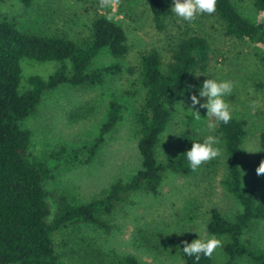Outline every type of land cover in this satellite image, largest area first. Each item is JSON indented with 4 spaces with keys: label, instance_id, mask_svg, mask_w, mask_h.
<instances>
[{
    "label": "rangeland",
    "instance_id": "374dc122",
    "mask_svg": "<svg viewBox=\"0 0 264 264\" xmlns=\"http://www.w3.org/2000/svg\"><path fill=\"white\" fill-rule=\"evenodd\" d=\"M232 3L243 17L252 22L258 20L251 0ZM172 6L173 0H164L166 30L157 31L142 0H119L107 9L99 7V0H31L29 7L18 0L0 3V19L13 21L24 33L65 35L80 41L88 36L96 16L111 15V21L126 35L128 53L119 61L123 67L121 74L106 78L100 86L62 85L47 91L34 113L20 123L21 128L30 132L29 159L46 161L48 154L60 147L72 150L91 145L111 100L127 107L123 120L105 136L89 163L61 165L55 170L54 179L46 185L51 195L48 221L55 212L56 196L62 195L74 205L85 204L104 196L113 183L128 181L140 169L138 133L132 120L145 94L139 80L140 56L157 52L164 69L173 45L187 35L203 37L210 48L206 69L194 73L190 85H203L207 79L234 82L232 94L224 99L230 105L232 117L246 124L247 136L240 149L243 189L257 195L264 192V175L256 174L264 160V152L258 145L259 135L264 131V51L227 36L214 14H200L189 23L171 12ZM112 62L111 57L103 54L92 68ZM20 66L21 82L32 75L46 79L57 67L53 62L40 64L27 59ZM200 100L206 102V98ZM190 105L187 98L171 107V122L156 150L159 162L179 154L188 137L205 139L214 135L220 139L217 127L211 132L207 129V109H199L201 120L196 121L188 111ZM218 147L221 156L203 164L191 176L165 175L156 195L138 192L125 197L109 218L112 226L109 233L89 225L73 226L62 232L58 239L65 241L61 248L67 253L65 264H114L115 256H134L145 264H184L179 256L181 240L190 244L199 238L207 241L212 237L205 229L211 209L230 219L239 210L221 184L226 175L225 156L222 143ZM80 159L85 160L86 154ZM246 238L264 249V221L254 224ZM218 239L223 245L225 238ZM221 247L212 255L214 264L224 261Z\"/></svg>",
    "mask_w": 264,
    "mask_h": 264
},
{
    "label": "trees",
    "instance_id": "16d2710c",
    "mask_svg": "<svg viewBox=\"0 0 264 264\" xmlns=\"http://www.w3.org/2000/svg\"><path fill=\"white\" fill-rule=\"evenodd\" d=\"M5 0H0L3 3ZM29 7L31 0H18ZM149 10L157 31L166 30L164 0H142ZM258 20L243 17L232 0H217L214 15L229 37L250 43L264 51V0H251ZM124 30L105 16L98 15L90 25L89 34L80 41L65 35H35L16 28L13 21L0 19V264H65L64 240L58 236L73 226L89 225L104 233L112 229L109 218L118 203L138 192L156 195L165 175L191 176L192 171L184 154L192 142L204 139L188 137L182 151L165 162H159L156 150L172 119L171 107L180 101L199 96L202 85H190V77L206 69L209 45L200 36H184L171 49L170 61L162 68L155 51L140 56L139 80L145 90L143 104L132 120L137 128V150L140 169L126 182L113 183L98 199L81 205L72 204L59 195L54 199L55 212L50 216L51 196L46 185L54 179L61 165L87 164L111 133L123 120L126 105L111 100L105 120L93 143L79 149L60 147L51 151L46 161L30 160V132L20 123L34 113L43 94L62 85L71 87L100 86L106 78L122 73L119 63L128 53ZM106 54L113 62L92 68L94 61ZM23 59L44 64L56 63L54 72L46 79L37 75L21 82ZM264 63V58L262 59ZM131 73V70H127ZM23 83L25 84L23 86ZM217 131L224 149L226 175L221 184L233 198L239 210L226 218L211 209L206 222L209 236L225 238L221 247L222 264H264V249L257 248L246 234L254 224L264 221V192L255 194L243 189L240 149L247 136L246 124L232 118L228 125L219 123ZM258 145L264 152V131ZM85 153L86 159L80 156ZM184 264H195L194 257L183 253ZM114 264H145L134 256H115ZM199 264H214L213 258L201 255Z\"/></svg>",
    "mask_w": 264,
    "mask_h": 264
},
{
    "label": "clouds",
    "instance_id": "9594fccd",
    "mask_svg": "<svg viewBox=\"0 0 264 264\" xmlns=\"http://www.w3.org/2000/svg\"><path fill=\"white\" fill-rule=\"evenodd\" d=\"M119 0H99V7L107 9L115 6ZM217 0H173L171 12L186 22H193L200 14L212 15L216 12ZM111 21L113 17H106ZM234 82L230 80L217 81L215 79H207L203 82L199 90V98L191 95V105L188 111H191L196 121L201 120L200 108L207 109V129L215 131L219 123L228 125L232 120V110L229 103L224 99L233 92ZM200 98H206L205 103H201ZM199 106V107H197ZM255 108V103H253ZM221 140L214 135H208L202 143L192 142L190 150L186 151L188 165L192 171H196L205 163L211 162L213 159L221 156V149L218 147ZM257 176L264 175V160H262L256 169ZM222 246V241L216 236H212L207 241L200 238L192 243L183 241V253L188 257L195 258V264H199L201 255L211 258L217 248Z\"/></svg>",
    "mask_w": 264,
    "mask_h": 264
}]
</instances>
